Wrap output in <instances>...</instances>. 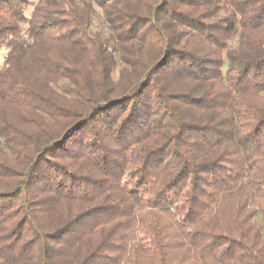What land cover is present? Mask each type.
<instances>
[{
  "label": "trees",
  "instance_id": "obj_1",
  "mask_svg": "<svg viewBox=\"0 0 264 264\" xmlns=\"http://www.w3.org/2000/svg\"><path fill=\"white\" fill-rule=\"evenodd\" d=\"M1 48L0 264H264V0H0Z\"/></svg>",
  "mask_w": 264,
  "mask_h": 264
},
{
  "label": "rangeland",
  "instance_id": "obj_2",
  "mask_svg": "<svg viewBox=\"0 0 264 264\" xmlns=\"http://www.w3.org/2000/svg\"><path fill=\"white\" fill-rule=\"evenodd\" d=\"M37 0H30V2L35 3ZM31 11V7H29L26 11V15H28ZM93 29H96L100 32H102L103 34L107 33V28L106 25L102 19V15L100 13L99 10H96V16L94 18L93 21ZM5 54H6V49L5 48H1L0 49V68L3 66L4 64V59H5Z\"/></svg>",
  "mask_w": 264,
  "mask_h": 264
}]
</instances>
